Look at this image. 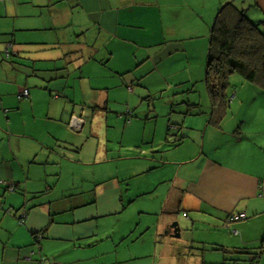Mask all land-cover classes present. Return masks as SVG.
Instances as JSON below:
<instances>
[{"label": "crops", "instance_id": "crops-1", "mask_svg": "<svg viewBox=\"0 0 264 264\" xmlns=\"http://www.w3.org/2000/svg\"><path fill=\"white\" fill-rule=\"evenodd\" d=\"M229 1L0 2V222L9 235L3 258L7 249L13 255L6 264H139L145 257L143 264H155L166 253L191 257L183 264H251L240 252L264 245V90L232 75L228 109L216 119L203 86L206 63L189 64L195 56L188 55L196 39L209 43L217 10ZM232 1L264 33V0ZM142 30L148 38L138 37ZM146 30L158 39L137 44L149 39ZM167 40L175 54L163 53ZM149 73L159 83L152 94L161 92L165 103L160 117L154 104L136 108L152 137L146 150L130 147L147 158L131 160L134 183L127 186L126 177H101L107 161L100 149L94 157L82 149L97 142L101 110L119 102L123 85ZM186 83L198 101L174 107L176 87ZM132 205L135 218L125 219ZM238 213L246 218L226 224ZM181 226L197 235L189 238ZM175 238L184 240L172 244ZM208 253L215 258H203Z\"/></svg>", "mask_w": 264, "mask_h": 264}, {"label": "rangeland", "instance_id": "rangeland-1", "mask_svg": "<svg viewBox=\"0 0 264 264\" xmlns=\"http://www.w3.org/2000/svg\"><path fill=\"white\" fill-rule=\"evenodd\" d=\"M177 27H178V25H177ZM146 31H148V34L150 35L149 39L146 41H139V42L137 41V44L140 45L141 44L140 42H148V41H150V38L158 39V37H156L152 31H149V30H146ZM140 32H141V34L138 36L140 39L148 38V36L145 33H142V32H145V30H142ZM137 34H138V32H137ZM196 40H197L195 42L196 49H193V51L188 55H189V57L195 56L194 59H192L190 57L189 64H193V65L197 66V65H199L198 61L199 60L201 61V59H203L204 64L206 63L205 59H206L207 53H208V38L203 39V41L201 38H198ZM167 47H169V48H167ZM155 49L159 50L158 48H155ZM167 49L172 50L173 51L172 53L175 54L176 49H177L176 43L175 42L174 43L168 42V40H167L165 42V49H164L163 53H166ZM178 55L182 56L181 53H178ZM175 57L176 56H173L172 58H175ZM200 65H201V62H200ZM148 66L150 68L151 63ZM159 68L161 71L164 70L162 67H159ZM92 70H94V69H92ZM91 74H93V73H91ZM128 76H131V75H128ZM236 76H238V75H236ZM155 77H156V75L149 73L146 77L141 78L137 82H132V83L128 82L127 84H124L123 88H124L126 94L119 93L117 95V99L119 102L115 103V104H110L111 108H109L107 110H101V130H100V134H99L100 137L98 138L97 142L89 143V142L85 141V145L82 149L83 151L89 150L91 157L96 156V152L98 149L101 150V162H104L105 159L107 161L105 163H101V177L106 178V177H113V176L119 175L121 177H126L125 183H124L125 185L128 186L131 182L134 183V179L132 178L133 172L131 169V167H132L131 160L133 158H141L144 160V158H147V156H145V157H141L139 155L134 156L133 152H131L132 151L131 149H135V148H130V147L133 145H138V146L142 145L138 149L143 148L144 150H146L147 140H149L152 137L151 125L147 124V122L144 123V121L138 117V115H137L138 112L136 111V108L142 106L141 108L144 109L149 104H154L157 107L162 108L164 103H165V100H163L161 98V92L152 94V91L150 90V89H156L159 85V83H158V85H156ZM203 86H205L204 83H203ZM181 87H182V89H179ZM188 87H189L188 83L182 84V85L176 87V93L177 94L174 96V99H175V102H173L174 107H178V108L182 107L183 105H185L184 101H188V100L189 101H198L197 100V98L199 97L198 92L188 94L186 92L188 90ZM230 87H232V86H229V88ZM129 88H131L130 92H129ZM229 88H228V90H229ZM204 90H206V89L204 88ZM205 96H206V98H208L207 95H205ZM203 97L201 98L202 99L201 101L205 102ZM229 97L230 96L228 94L227 102L231 99V97L230 98ZM178 103H179V105L177 106ZM184 109H185V111L191 113L192 111H194L193 110L194 109L193 104L185 106ZM144 110H146V109H144ZM176 112L179 113L178 111H176ZM162 113H163V108L160 110L159 115L157 117H160L162 115ZM179 115H182V113L180 112ZM142 117L145 118L146 116L143 115ZM134 119H138L139 121L134 120ZM132 121H134V122H132ZM170 128H172V127L170 126ZM91 132H93V130L88 128L85 136L89 137V134ZM112 159H114V160H112ZM72 164H76V163L73 162ZM69 166L72 167L75 165H69ZM99 166H100L99 164L89 165L86 168H88L90 170H92V169L96 170V169H98ZM80 168L84 169V167H80ZM126 188L129 189V187H126ZM7 194L12 195L13 193L8 192ZM10 199L13 203H19V200L16 198L11 197ZM136 212H137V207L132 205L131 208L129 209V213H127L126 215H124L125 214L124 213L121 216L125 217V219L133 220V218H135ZM177 215H181V213L179 212ZM142 218L146 219V216H142ZM129 225H130V223H129ZM6 227L7 226H6L5 221L0 222V264H6V263H8V259L9 260L13 259V255L10 253L9 249H7V253L5 254V256L3 258V250H4L3 248L5 247L7 240H8V236H9L8 230ZM126 229H127V226H126ZM139 229L137 230L136 235L138 236V235L143 233L142 236H140V237H145L146 242H148V245L153 244L154 243V241H153L154 235L152 236L153 240H149V239H147L146 232H143V230L139 231ZM181 229L183 230L184 235H187L189 238L197 235V232H194V231L189 232L190 227L181 226ZM149 234H152V232L150 231ZM161 234L162 235L164 234L163 229L161 230ZM140 237H139V239H140ZM161 238H164V237L160 236L158 241L160 243H163L162 240H160ZM183 240H184V238H180V239L175 238V239L171 240V243L173 244L174 242H177V241L183 242ZM11 243L12 242H10L9 244L12 245ZM156 244H157L156 245L157 247L160 246L159 243H156ZM172 246L173 245L170 246L169 250L172 248ZM142 253L144 255L146 253L147 254L151 253V251H148V252L144 251ZM214 256L215 255H211L210 253H208V254H205L203 256V258L205 257L206 260H210L212 258H215ZM218 256H220V255H218ZM153 257H154V255L151 256V260L153 259ZM192 257H193V260H194V257L197 258V256H192ZM188 258H191V257H189L185 254H181V255L177 254L176 255V254L166 253L163 256L157 255L155 258V264H158V263H162V264H176V263L183 264V262L186 263V260ZM144 260H150V257L149 258L145 257L141 260H138V263L143 264ZM242 261H244V260L242 258H239L236 261V264H244V263H242Z\"/></svg>", "mask_w": 264, "mask_h": 264}, {"label": "trees", "instance_id": "trees-1", "mask_svg": "<svg viewBox=\"0 0 264 264\" xmlns=\"http://www.w3.org/2000/svg\"><path fill=\"white\" fill-rule=\"evenodd\" d=\"M234 74L264 90V33L231 0L217 11L209 34L205 65V89L211 107L213 110L217 107L218 114L228 109V88ZM222 118V114L216 117ZM184 138L180 136L171 142L167 139L166 146H177ZM263 249L264 245L254 250L245 249L240 255H247L251 264H257Z\"/></svg>", "mask_w": 264, "mask_h": 264}, {"label": "built area", "instance_id": "built-area-1", "mask_svg": "<svg viewBox=\"0 0 264 264\" xmlns=\"http://www.w3.org/2000/svg\"><path fill=\"white\" fill-rule=\"evenodd\" d=\"M6 1H10V0H0L1 3H4ZM10 46H8L7 48H5V51H4V54H5V57H8L10 54H9V49ZM28 90L25 89L23 92H22V97H25L27 98L28 97ZM11 191H14L15 189L13 187L10 188ZM246 218L245 214L244 213H238V214H232V215H229L227 218H226V224H231L233 222H237V221H241V220H244ZM24 219V215L22 216V218L20 219V223H23V220ZM236 233V232H234ZM39 264H56V263H53V262H48L47 260H44V259H40V263Z\"/></svg>", "mask_w": 264, "mask_h": 264}, {"label": "water", "instance_id": "water-1", "mask_svg": "<svg viewBox=\"0 0 264 264\" xmlns=\"http://www.w3.org/2000/svg\"><path fill=\"white\" fill-rule=\"evenodd\" d=\"M171 229H173L175 232H179V226L177 222H173V224L170 226ZM176 237H178V234L176 235Z\"/></svg>", "mask_w": 264, "mask_h": 264}]
</instances>
